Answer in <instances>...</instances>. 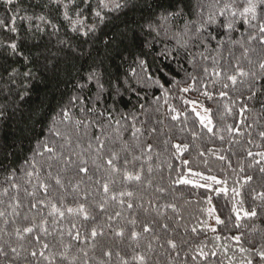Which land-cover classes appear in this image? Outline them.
<instances>
[{
	"label": "snow or ice",
	"instance_id": "obj_1",
	"mask_svg": "<svg viewBox=\"0 0 264 264\" xmlns=\"http://www.w3.org/2000/svg\"><path fill=\"white\" fill-rule=\"evenodd\" d=\"M2 2L11 6L7 9L11 15L0 18V29L14 34L16 38L7 43L0 42V49L7 50L5 63L0 64V171L8 172L6 180L12 188L19 189L18 183H12L14 173L17 171L12 168V158L16 155L14 150L22 149L24 140L36 138L42 151L37 152L33 149V157L26 160L32 171L25 170V175L32 177L36 170L35 156L43 157L44 153H47V158L41 162V168L47 169V177L54 181V185L39 183L43 199H36V191L28 189L24 191L35 201L30 202V209L39 211L42 208H50L48 216L53 217L54 222L56 217L62 219L65 212L81 215L85 221L95 220L96 217L91 215L85 203H79L75 209L64 207L68 194L74 199L87 201L93 196L90 190L92 184L99 185L103 190L107 198L104 203L110 199L122 206L126 204L129 209H132L134 204L125 201L123 197L132 198L135 192L128 190V186L140 187L145 183L151 186L152 180L145 175L144 165H138V162L145 151L148 153L152 151L153 146L151 143L140 142V135L143 133L140 128L135 127L137 119L135 113H120L121 119L127 121L130 118L133 122L131 142L121 143L122 138L113 139L107 135V130L112 128L114 122L116 127L113 130L119 135L122 128L121 119H115L113 114L119 112L118 105L130 102L133 95L139 99L138 89L155 86L167 95L166 85L179 84L173 75L171 63L180 58L181 51L189 58L188 63L195 71L196 58L189 49L202 48L203 51L196 55L201 61H210L211 74L220 76L223 71L220 60L224 58L225 50L229 56H234L233 48L239 46L243 50L242 58L247 61L248 68L246 70L236 63L235 74L228 75L227 79L235 85L238 77H247L250 92L248 99L264 97V0H197L195 4L193 0H34V2L2 0ZM25 3L27 7H24ZM28 8L33 9L31 14H27ZM35 9L42 10L36 12ZM52 11H56L62 21L67 23L68 31L77 37V43H73L69 38L59 40L54 46L44 42L43 37L47 29H51L53 35L60 31V27L49 18ZM21 12L26 14L21 15ZM191 13L195 14L196 19L187 18ZM17 19L27 22L26 31L31 34V46L26 40L20 39ZM177 19H183L184 24L182 29L169 37L175 42V47H169L163 42V37L169 36L173 22ZM238 32L240 35L236 37L234 34ZM37 33L40 34L39 38ZM253 42H256L255 46ZM250 52L255 54V59L249 57ZM10 58L12 62L8 63ZM234 58L237 61L240 59ZM199 67L205 76L209 75L208 66L201 64ZM180 70L192 81L188 87L181 89L188 92L196 83L198 76L188 72L182 64ZM38 85H42V89L38 88ZM224 87L228 85L225 84ZM204 95L208 93L205 92ZM220 95L224 96L226 93L221 92ZM33 96L36 97V102L33 101ZM24 105L28 106L27 110ZM261 106L264 107V102ZM144 107L140 104L141 109ZM192 110L196 111L195 108ZM208 111L204 109L205 113ZM197 115L201 124L212 132V128L209 127L211 119L200 116L199 113ZM172 118L175 120L178 116ZM40 124H45V127L38 131L36 126ZM155 131V128L151 129V132ZM101 134L104 135L103 139ZM260 135L264 137V132ZM40 137L45 138L41 140ZM85 138L86 148L82 147ZM93 141L96 142L95 149ZM109 141L113 146L120 144V147H110ZM174 147L177 151L187 150V145L182 147L177 144ZM75 148H80L81 152H76ZM85 155H89L93 168L89 167L90 160L85 159ZM249 155L252 153L249 152ZM257 155L264 159V153ZM53 169H56L55 174ZM146 171L151 174L153 169L148 167ZM260 171L264 172V168ZM201 178L222 183L213 176ZM251 179L248 177V180ZM176 183L210 188V185L198 184L189 179H178ZM117 184L122 190L114 193L113 187ZM157 191L165 190L157 188ZM3 195H8L7 188L4 189ZM256 198L264 201V192L258 193L254 199ZM4 203L0 201V204ZM104 203L96 205L100 212L105 211ZM21 206V201L13 196L10 202L0 209V218L3 220L0 235L7 237L0 243V264H41L42 261L45 264H76L77 257L71 256L70 253L72 244L64 245L63 251L46 255V250L52 247L47 242L42 244L39 251L35 248L29 250L22 243H18L31 236L37 229L45 235H51L44 226L47 220L40 225L33 223L31 226L21 227L17 222L19 218L29 220L27 214L22 216L19 210ZM164 207L175 211L176 206L168 204ZM120 215L119 211L115 212L116 217ZM243 215L254 218L257 211L255 208L250 212L244 210ZM239 218L237 214V219ZM108 219L111 220L113 217L109 216ZM216 222L222 223L219 217L216 218ZM130 223L135 225L136 220ZM72 227L75 228L76 225L73 224ZM162 227L168 229L167 224ZM152 231L153 228L145 223L142 225V232L135 230L130 232L128 239L131 243L128 247L133 253L130 259H126L120 251L114 253L112 249L105 248L102 249V256L106 259H102L99 264H113L114 256L118 264H149L152 259L149 254L154 251L152 243L148 242L142 252L137 249L141 248L143 233ZM103 234L102 230L98 232L93 228L90 236L95 240L98 235ZM68 235L75 241L81 239L79 230L75 234L69 232ZM115 235L124 238V229L116 230ZM33 239L39 243L41 237L37 235ZM235 239L239 241V237ZM166 243L169 249L176 252L178 246L174 240L169 239ZM159 247L163 249L164 244H160ZM80 251L82 264H88V260L84 259L88 257V252L83 249ZM240 251L254 252L259 264H264V247L240 248ZM176 255L179 256V252H176ZM199 255L206 257L208 254L201 250ZM241 264H254L253 257L251 255L245 257Z\"/></svg>",
	"mask_w": 264,
	"mask_h": 264
},
{
	"label": "trees",
	"instance_id": "obj_2",
	"mask_svg": "<svg viewBox=\"0 0 264 264\" xmlns=\"http://www.w3.org/2000/svg\"><path fill=\"white\" fill-rule=\"evenodd\" d=\"M196 2L197 0H193V4ZM10 7L0 0V18L11 15V12L7 11ZM24 7H27V3ZM41 10L35 9L36 12ZM32 12L33 9L28 8L27 14ZM25 14L21 12V15ZM49 18L60 27V31L53 35L52 30L47 29L43 37L45 43L54 46L59 40L65 38L71 39L73 43L78 42L77 37L68 31L67 23L62 21L56 11H52ZM187 18L194 20L196 16L191 13ZM183 24V19H177L173 22L169 36L163 37V42L169 47H175L174 40L169 37L172 33L182 29ZM16 25L20 30V39L26 40L31 46V34L26 31L27 22L17 19ZM242 31L243 28H241ZM36 35L39 38L40 34ZM234 35L239 37L240 33ZM15 38L14 34L0 29V42L7 43ZM255 43L253 42V46ZM100 47L102 49V46ZM189 51L196 58V70L193 71V66L188 63L189 58L181 51L180 58L171 63L173 75L179 84L166 85L167 95L158 87L145 86L138 89L139 99L133 95L130 102L118 105L119 112L113 114L115 119H121L120 113H135L137 117L135 127L140 128L143 133L140 135V142L142 144L151 143L153 146L152 151L150 153L145 151L141 161L138 162V165H144L145 175L152 180L151 186L147 183L140 187L129 185L128 190H133L135 195L132 198L123 197L125 201L134 204L132 209L127 208L126 204L122 206L110 199L104 203L107 198L103 190L99 185L92 184L90 190L93 196L87 201L74 199L71 194H68L64 207L75 209L79 203H85L86 208L96 219L85 221L81 215L65 212L62 219L56 217L54 222L53 217L48 216L50 208H42L39 211L30 209V202L35 201L24 191V189L36 191V199H43L39 183L46 182L54 185V181L47 177V169L41 168V162L47 158L48 154L44 153L43 157L35 156L36 170L32 177H28L25 175V170L32 171V168L26 160L33 157V149L37 152L42 151L37 139L30 137L23 141L22 149L14 150L16 155L12 158V168L17 171L14 173L12 183H18L20 187L19 189L12 188L6 180L8 172L0 171V201L5 202L0 204V209L4 208L6 203L10 202V198L15 196L21 201L22 206L19 210L22 216L24 214L29 216L27 221L19 218L18 224L21 227L31 226L33 223L40 225L47 220L44 226L51 233V235H45L37 229L31 236L18 243H22L29 250L35 248L39 251L42 244L47 242L52 247L46 250V255L63 251L64 245L72 244L70 253L71 256L77 257L76 264H82L81 249L88 252V257L84 258L88 260V264H99L102 259H106L102 256V249L105 248L112 249L114 253L120 251L126 259H130L133 254L132 249L128 247L131 243L128 239L130 232L132 230L142 232V225L148 223L153 231L143 233L140 241L141 248L137 251L142 252L148 242L152 243L154 251L149 254L152 257L149 264H157V262L158 264H241V261L250 255L253 257L254 264H259L254 252H241L240 248L264 247V201L259 198L254 199L258 193L264 192V172L260 171L264 168V159L257 155V153H264V137L260 135L264 132V107L261 106L264 97L248 99L250 92L247 77H238L235 85L227 79L228 75L235 74L234 65L236 63L246 70L248 68L247 61L242 58L243 50L239 46L233 48L234 56H229L225 50L224 58L220 60V66L223 68L220 76L211 74L210 61H201L196 55L203 51L202 48L193 47ZM6 56L7 50L0 49V64L5 63ZM234 57H239V61ZM249 57L256 58L251 52ZM7 62L11 63V58ZM181 64L188 72L198 76L196 83L188 92L181 89L188 87L192 81L190 77H186L184 71L180 70ZM201 64L209 67V75L203 74L199 67ZM225 84L228 87H224ZM38 88L42 89V85H38ZM205 92L208 95H204ZM221 92L226 95L221 96ZM125 99L127 100V97ZM33 101L36 102L35 96H33ZM189 101L200 103L209 110L212 132L201 124ZM140 104L145 106L144 109L140 108ZM23 107L25 110L28 108L27 105ZM173 116H178V119L174 120ZM132 123L130 118L127 121L121 119L122 128L117 135L113 130L116 127L113 122L112 128L107 130V135L113 139L122 138L121 143L131 142ZM36 127L39 131L41 127H45V124ZM152 128L156 131L151 132ZM101 136L103 139L104 135L101 134ZM44 138L40 137L41 140ZM177 144L182 147L187 145V150L177 151L174 147ZM108 145L120 147V144L111 145L110 141ZM82 147H87V138L82 141ZM95 147L96 142L93 141V149ZM74 150L81 152L80 148ZM249 152L252 153L251 156ZM84 158L90 160L89 155H85ZM184 161L188 163L185 164ZM89 167H94L91 160ZM148 167L153 169L151 174L146 171ZM52 171L55 174L56 169ZM194 173L201 175H194ZM202 176H213L222 183L202 179ZM248 177L252 179L248 180ZM178 179H189L198 184L210 185V188L176 183ZM5 188L8 189L7 196L3 195ZM157 188H163L165 191L158 192ZM217 189H226V191H217ZM120 190L122 189L119 184L113 187L114 193ZM70 191L69 189L68 192ZM100 203H104L105 211L103 212H100L96 206ZM168 204L175 205V211L164 207ZM253 208L257 211L256 217L249 218L243 215L244 210L250 212ZM117 211L121 213L119 217L115 216ZM237 214H239V219H237ZM109 216L113 219L109 220ZM217 217L222 223L216 222ZM132 220H136L135 225L130 223ZM73 224L76 225L75 228L72 227ZM164 224L168 225V229L162 227ZM0 227H3L2 218H0ZM93 228L98 232L102 230L104 234L92 240L90 233ZM121 228L124 229V238L115 235V231ZM213 228L215 231H212ZM77 230L80 233V241H75L72 236L68 235L69 232L75 234ZM37 235L41 237L39 243L33 239ZM236 237H239V241L235 239ZM4 239L7 237L0 235V243ZM169 239L176 242L178 246L176 252H179V256L168 248L166 241ZM160 244H164L163 249L159 247ZM201 250L208 255L201 257L199 255ZM194 256L196 259H193ZM41 264L45 262L42 261ZM113 264H118L115 256Z\"/></svg>",
	"mask_w": 264,
	"mask_h": 264
},
{
	"label": "rangeland",
	"instance_id": "obj_3",
	"mask_svg": "<svg viewBox=\"0 0 264 264\" xmlns=\"http://www.w3.org/2000/svg\"><path fill=\"white\" fill-rule=\"evenodd\" d=\"M191 108H192V109H193V108L196 109V111H195L194 113H195L196 116L199 118V120H200V117L197 115V113H199L200 116H207V117L210 118L209 111H208L207 113H205V112H204V109H207V108L204 107L202 104L197 103V102H196L195 104L191 103ZM205 123H207V121H205ZM209 127H211V124L209 125Z\"/></svg>",
	"mask_w": 264,
	"mask_h": 264
}]
</instances>
